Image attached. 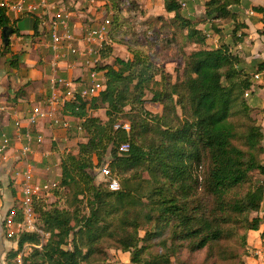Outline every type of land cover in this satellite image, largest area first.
I'll return each mask as SVG.
<instances>
[{
  "label": "trees",
  "instance_id": "obj_1",
  "mask_svg": "<svg viewBox=\"0 0 264 264\" xmlns=\"http://www.w3.org/2000/svg\"><path fill=\"white\" fill-rule=\"evenodd\" d=\"M242 3L205 2L203 21H212L213 33L223 32L224 22L231 26L230 42L209 47L199 23L182 14L181 0H163L173 22L198 45L174 81L138 48H130V58L115 57L95 67L104 88L62 109L82 119L86 134L75 152L63 149L60 181L50 188L54 194L69 188L67 206L33 197L37 219L49 236L41 248H31L23 264H111L110 248L128 252L131 264H173L172 257L186 264L180 257L183 251H203L200 264H245L249 232L260 230L264 242V133L245 95L255 83L254 73L264 71V60L249 71L230 50L247 34ZM252 9L264 17L263 6ZM26 15L35 17L33 29L38 32L44 17H19ZM117 16L110 29H115L113 23L117 27ZM2 29L19 33L0 6ZM259 33L264 35V30ZM111 51L105 42L101 57ZM10 62L15 66L17 57L12 55ZM147 90L152 92L149 101L162 106L161 113L146 108ZM98 108H104L105 120L89 115ZM123 143L129 145L125 152L119 149ZM107 152L110 180L119 184L116 190L94 182L92 170L105 164ZM236 234L238 243L231 244ZM9 240L16 241L17 248H10L5 260L15 264L23 243L39 244L41 237L24 232Z\"/></svg>",
  "mask_w": 264,
  "mask_h": 264
},
{
  "label": "built area",
  "instance_id": "obj_2",
  "mask_svg": "<svg viewBox=\"0 0 264 264\" xmlns=\"http://www.w3.org/2000/svg\"><path fill=\"white\" fill-rule=\"evenodd\" d=\"M97 1L0 0V6L6 8L7 14L17 16L36 14L44 17L48 24L47 48L52 52L51 73L48 77L49 93L39 102L31 104L28 110L21 113L14 112L13 131L1 133L0 157L5 161L11 158L14 163L11 168L20 182L18 204L16 207L13 205L3 217V226L8 238L14 236L18 238L24 232H37L41 239L49 236V233L42 231L36 225L33 207V197L39 195L43 189L49 188V184H39L34 181L36 166L32 160L36 159L39 153L44 158L50 157V147L42 152L38 147L42 146L55 130L66 131L75 127L76 131L82 133V119L63 114L62 109L67 103L76 102L78 97L84 100L92 98L104 87L101 72L95 69V65L98 62L102 44L108 37L111 20L102 16L95 24L76 30L73 22L76 12L71 10L73 4L76 8L81 2L92 5ZM249 13L252 14V10H249ZM207 37L209 38L210 35L207 34ZM61 63H65L67 68L79 69L80 80L76 81L72 77L60 75L58 65L62 67ZM263 78L264 71L254 73L255 81H261ZM245 95L248 96L249 91ZM123 128L128 130L129 125L125 123ZM128 148V143H123L119 149L125 152ZM100 167L102 172H108L106 164ZM108 186L111 190L119 188L115 180L109 182ZM19 210L21 216L17 217ZM33 247L41 248V243H23L14 258L15 264H23L24 257ZM12 248H17L16 241L12 242ZM258 253V250L254 251V254Z\"/></svg>",
  "mask_w": 264,
  "mask_h": 264
},
{
  "label": "rangeland",
  "instance_id": "obj_3",
  "mask_svg": "<svg viewBox=\"0 0 264 264\" xmlns=\"http://www.w3.org/2000/svg\"><path fill=\"white\" fill-rule=\"evenodd\" d=\"M206 1L207 0H181V12L184 16L188 17L192 21L199 23L198 27L202 28L206 34L210 35L208 38L209 47H217L222 42H230L231 36L229 30H231V26H229L227 22L222 23V25L226 26V29H224V31L219 34H216L213 33L214 30H212L210 26L212 21H203L205 18L204 4ZM74 7L75 6L73 4L71 6V10L76 12L77 19L80 20L82 28L84 26L95 24L102 16L108 17L112 21L116 15V12L118 14V16L115 17L116 20H118L116 23L117 27H115V23H113V28L115 29H112V27L109 29L110 34L102 44V47L105 46V42L111 44V54L107 58H102L101 53H99V59L95 67L98 65L112 63L115 57L124 59L130 58V48H138L144 50V52L149 55L150 59L156 65L163 68L164 72H168V74L171 76V80L174 81L176 75L181 74L182 72L187 54L194 48L198 47V45L190 42L187 39L185 36L186 30L180 29V27H178V25L173 22V14L167 13L164 10L163 0H98L92 5L81 2L76 8ZM243 8L244 7L241 6L242 12H244ZM41 35L44 37V40L49 43V37L45 30L41 32ZM49 50L50 49L47 47L37 48L36 56H38L40 59L39 61L43 62V64H50L51 62L52 52ZM230 50L233 53H238L242 60V65L247 66L248 63L244 58L246 55L242 54L243 50L241 48L235 49L234 46L230 45ZM22 67L29 69L32 66L27 63H22ZM58 69H61L60 65H58ZM247 70L250 71L249 68H247ZM59 74L62 75L61 73ZM64 76L69 77L67 74ZM72 78L74 77L72 76ZM151 95L152 92L147 90L145 93V99L147 100L145 104L146 108L153 113H161L162 106L157 102L149 101ZM88 113L89 115L98 116L102 120L106 119L104 108L90 109ZM1 133L2 130H0V140ZM85 137V132L82 131L81 133L76 131L75 127H72L66 131L55 130L53 135H51L42 146L38 147L44 151L45 149L47 150L48 147L54 146V148H50L51 155L49 158H44L41 153H39L38 156L35 157L36 159L32 160L36 166V169L34 170V181L39 184H49V188L43 189V191L37 195L45 198L47 203L55 201L59 207L67 206L66 195L69 192V188L63 187L64 191L63 189L62 191L60 190L59 194H54L50 188L55 186V184L59 183L60 181L61 169L59 162L63 149L75 152L79 143L86 141ZM51 141L53 142L52 144ZM108 161L109 154L107 152L104 158V163L106 166ZM92 173L94 174V182L96 184L112 182V180H110L111 173L109 170L108 172H102L101 167H94ZM8 174L14 182V186L17 189L19 188V194L14 200L15 203L18 204V199L20 198V182L18 177L14 175L12 169H9ZM8 181H10V178L7 177L6 182ZM82 212L86 213L87 209L83 208ZM37 216L38 215H36V225L42 230ZM4 237L7 240L9 239L5 233ZM46 239L47 236L41 239V245ZM238 240L239 235H234L231 238V244L238 243ZM9 246L6 251L11 248V246ZM203 255V251L197 252L195 254H188L187 252L183 251L180 254V257L184 260V262H186V264H200L202 262ZM172 260L174 262L173 264H177L173 257ZM107 262L111 264H131L129 261L128 252H121L120 250H115L114 248L108 249Z\"/></svg>",
  "mask_w": 264,
  "mask_h": 264
},
{
  "label": "crops",
  "instance_id": "obj_4",
  "mask_svg": "<svg viewBox=\"0 0 264 264\" xmlns=\"http://www.w3.org/2000/svg\"><path fill=\"white\" fill-rule=\"evenodd\" d=\"M242 2L241 6L244 7L242 18L248 27L246 29L247 34L243 41L236 45V48L243 50H241L242 54L246 55L244 58L248 63L244 67L246 69L249 68L251 71L257 62L264 60V35L259 33V30H264V17L262 13L252 9L253 5L264 7V0H245V3L242 0ZM249 10H252L253 13L250 14ZM9 16L11 21L14 22V26L19 28V33H11L9 35V47L5 50L0 32V115L2 118H0V130L11 133L13 131V113H21L28 110L31 104L39 102L49 93L48 77L51 73V62L50 64H43L36 56L38 47H47V41L41 35L43 30L47 32V22L44 21L38 25V32H35L33 29L35 17L33 15L19 17L9 14ZM73 22L76 30L82 28L77 15L73 17ZM207 42L209 43L208 40ZM12 55L17 57L15 66L10 62ZM22 63L30 64L32 67L26 69L22 67ZM61 66L59 73L62 75L67 74L69 78L73 76L74 78L72 79L80 80L79 69L67 68L65 63H61ZM247 99L253 108V115L261 124L264 133V78L261 81H255ZM54 132L51 134L53 135ZM42 150L39 149L40 152ZM262 157L264 160V155ZM7 159L5 161L0 157V264H6L5 252H7L9 245L12 248V241L4 237L3 217L15 204V197L19 194V188L17 189L14 186V182L8 174L14 163H12L11 158ZM7 177L10 178L8 182H6ZM263 228L264 224L261 230ZM259 234L260 230L249 232L248 246L250 254L245 257V264H264V242L260 239ZM255 250L259 251L257 255L254 254Z\"/></svg>",
  "mask_w": 264,
  "mask_h": 264
},
{
  "label": "water",
  "instance_id": "obj_5",
  "mask_svg": "<svg viewBox=\"0 0 264 264\" xmlns=\"http://www.w3.org/2000/svg\"><path fill=\"white\" fill-rule=\"evenodd\" d=\"M11 34L10 31H6V29H2L1 30V36H2V42L4 44H8L9 43V35Z\"/></svg>",
  "mask_w": 264,
  "mask_h": 264
}]
</instances>
